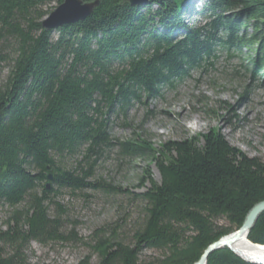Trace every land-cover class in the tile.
I'll use <instances>...</instances> for the list:
<instances>
[{"label": "trees", "instance_id": "obj_1", "mask_svg": "<svg viewBox=\"0 0 264 264\" xmlns=\"http://www.w3.org/2000/svg\"><path fill=\"white\" fill-rule=\"evenodd\" d=\"M64 1L0 0V71L8 70L0 86V206L14 209L0 231V264H28L25 252L33 242H79L74 231H64L65 209L55 200L62 190L127 194L96 180L98 163L114 151L154 164L160 183L147 168L138 185L145 191L134 195L145 204V219L133 247L116 232L95 234V245H88L99 264H195L264 202V161L242 154L215 131L201 136L203 145L192 138L160 150L137 135L115 140L112 118L183 84L216 47L246 52L252 77L262 76L264 0H206L198 14L204 21L193 27L184 21L193 17L188 0L135 7L129 0H82L99 2L85 21L43 29ZM70 159L76 166L68 169L64 161ZM220 220L228 226L216 224ZM248 239L264 245V214ZM143 250L163 257L142 263ZM207 264L250 263L224 248Z\"/></svg>", "mask_w": 264, "mask_h": 264}, {"label": "rangeland", "instance_id": "obj_2", "mask_svg": "<svg viewBox=\"0 0 264 264\" xmlns=\"http://www.w3.org/2000/svg\"><path fill=\"white\" fill-rule=\"evenodd\" d=\"M186 4L191 8V13H187L193 17L184 16L185 24L193 27L203 23V16L198 14L206 0H188ZM53 6L56 5L50 7ZM245 53L216 47L214 57L203 69L193 72L175 89L165 90L161 99L135 105L125 117H113L111 136L120 141L141 136L160 150L166 143L192 138H198L199 145H203L201 136L215 131L242 154L264 161V74L252 77L253 67ZM7 73L6 68L0 71V86ZM75 161L65 160L64 165L74 168ZM147 168L151 179L160 183L154 164L143 159H121L114 151L98 163L96 180L122 188L127 194L91 189L60 191L55 201L65 209L64 231H74L80 241L47 246L33 242L25 252L28 264H99L98 254L89 245H95L94 236L101 229L107 231L106 238L116 232L118 241L133 247L135 234L145 219V204L134 195L145 191L138 185L142 178H147ZM149 187L147 182L146 188ZM13 210L0 206V231L7 229L5 223ZM56 214L55 207H50V215ZM216 224L228 226L225 220ZM162 257L159 251L143 250L140 261L154 263Z\"/></svg>", "mask_w": 264, "mask_h": 264}, {"label": "water", "instance_id": "obj_3", "mask_svg": "<svg viewBox=\"0 0 264 264\" xmlns=\"http://www.w3.org/2000/svg\"><path fill=\"white\" fill-rule=\"evenodd\" d=\"M156 1L161 2L165 0H129V3L131 6L135 7L146 6L148 3ZM98 5V1L93 3H85L82 0H65L43 20L42 27L46 31H55L61 27L70 26L85 21L93 14L95 8ZM48 179L50 181L53 180L51 176H49ZM47 188L49 189L50 187L47 186ZM262 214H264V202L257 204L249 211L243 225L239 229H237L234 233L225 236L219 241L213 243L207 250H205L198 262H196L195 264H207L209 257L213 253L224 248L229 249L234 254L242 258L233 250V246L243 238L246 239L250 248L262 249L261 245L253 244L248 239L250 231L253 229L254 225ZM242 260L250 264H264L258 260L250 261L244 258H242Z\"/></svg>", "mask_w": 264, "mask_h": 264}, {"label": "bare ground", "instance_id": "obj_4", "mask_svg": "<svg viewBox=\"0 0 264 264\" xmlns=\"http://www.w3.org/2000/svg\"><path fill=\"white\" fill-rule=\"evenodd\" d=\"M261 246L262 249L250 248L246 239L243 238L233 246V250L244 259H248L250 261L258 260L264 263V246L263 245Z\"/></svg>", "mask_w": 264, "mask_h": 264}]
</instances>
